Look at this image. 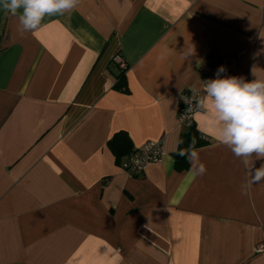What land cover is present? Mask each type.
I'll return each instance as SVG.
<instances>
[{
    "label": "crops",
    "instance_id": "1",
    "mask_svg": "<svg viewBox=\"0 0 264 264\" xmlns=\"http://www.w3.org/2000/svg\"><path fill=\"white\" fill-rule=\"evenodd\" d=\"M225 55L264 79V0H80L24 33L0 7V264H264V181L201 108L208 143L174 167L179 95ZM119 131L161 160L128 174Z\"/></svg>",
    "mask_w": 264,
    "mask_h": 264
},
{
    "label": "clouds",
    "instance_id": "2",
    "mask_svg": "<svg viewBox=\"0 0 264 264\" xmlns=\"http://www.w3.org/2000/svg\"><path fill=\"white\" fill-rule=\"evenodd\" d=\"M80 0H0V7L12 15H18L21 33L37 30L46 16L64 15L76 9ZM226 69L221 66L216 78L203 84L204 95L199 107L208 114V123L215 138L230 148L232 153L251 162L249 173L251 183L264 181V164L251 171L253 160H264V79L245 80L243 77L220 74ZM190 110V109H189ZM193 138L188 149H181L179 155L189 162L198 161V152ZM206 168L199 165V173Z\"/></svg>",
    "mask_w": 264,
    "mask_h": 264
},
{
    "label": "built area",
    "instance_id": "3",
    "mask_svg": "<svg viewBox=\"0 0 264 264\" xmlns=\"http://www.w3.org/2000/svg\"><path fill=\"white\" fill-rule=\"evenodd\" d=\"M231 56H222L218 63L212 66L208 71L201 74V86L197 91H183L179 95L177 120L181 127H188L193 123V115L200 108L199 99L204 95L203 84L209 79H215L217 70L223 66L226 71L221 73L222 77L233 76L231 70ZM115 62L120 66H124L123 58L117 54L114 57ZM190 109V110H189ZM163 155L162 140L148 141L136 148L135 154L123 162L125 171L130 175H141L144 173L147 166L154 162H159ZM256 252H264V242H260L255 247Z\"/></svg>",
    "mask_w": 264,
    "mask_h": 264
},
{
    "label": "trees",
    "instance_id": "4",
    "mask_svg": "<svg viewBox=\"0 0 264 264\" xmlns=\"http://www.w3.org/2000/svg\"><path fill=\"white\" fill-rule=\"evenodd\" d=\"M117 63V62H116ZM119 65V63H117ZM120 66V65H119ZM127 64L120 66V72L115 74L116 83L115 88L124 91L125 85V71ZM183 130L179 135L178 149L173 153L174 167L177 171L187 170L189 168V160L187 157L180 156L178 153L181 149H188L193 138H195V148L205 146L208 142L203 135L196 129L194 122L188 127H182ZM108 147L112 151L117 163L122 164L127 161L130 156L135 154L136 148L132 145L131 139L124 131L115 133L107 142Z\"/></svg>",
    "mask_w": 264,
    "mask_h": 264
}]
</instances>
